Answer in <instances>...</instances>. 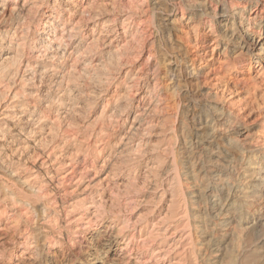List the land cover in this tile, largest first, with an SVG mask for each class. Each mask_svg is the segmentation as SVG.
Returning <instances> with one entry per match:
<instances>
[{
    "label": "bare ground",
    "instance_id": "obj_1",
    "mask_svg": "<svg viewBox=\"0 0 264 264\" xmlns=\"http://www.w3.org/2000/svg\"><path fill=\"white\" fill-rule=\"evenodd\" d=\"M98 109L108 121L83 135ZM126 184L156 217H124ZM257 229L264 0H0V240L16 264L35 230L48 256L90 264H263Z\"/></svg>",
    "mask_w": 264,
    "mask_h": 264
},
{
    "label": "rangeland",
    "instance_id": "obj_2",
    "mask_svg": "<svg viewBox=\"0 0 264 264\" xmlns=\"http://www.w3.org/2000/svg\"><path fill=\"white\" fill-rule=\"evenodd\" d=\"M155 1H157V2H164V0H155ZM166 40V38H164V39H161L158 43H157V45H156V48H158V51L160 50V52H163V51H165V52H167V53H171V52H174L172 49H170L171 48V46L170 45H168V43H167V41L166 42H163V41H165ZM161 43H164V44H161ZM159 45V46H158ZM163 48H164V50H163ZM98 111V112H97ZM96 111V113L94 114V115H96V116H92V118H91V120H92V122L94 123L93 125L92 124H90L89 125V123L91 122V120H90V122L89 123H87V129H82V133H83V135H85L86 136V134H87V136L91 133V131L92 130H95V129H98L101 125H103L102 123H105L106 124V122L108 121V119L105 117L104 119H100L99 117H97L98 116V113H99V109ZM117 114H115L113 117H111V119H115L116 118V120H118V117L116 116ZM95 117V118H94ZM104 121V122H103ZM101 123V124H100ZM99 124H100V126H99ZM89 130H90V132H89ZM158 140V138H155V137H153V141L154 142H156ZM135 167V168H134ZM136 165H133L132 166V168H131V170H136ZM134 170V171H135ZM126 187H122L121 188V191H123L122 193H124V195L126 194L127 196H129V197H134V199H135V202L138 204H136L135 202L128 208V210H126L124 213L122 212V214L123 215H125L124 217H128V215H130V216H132V221H134V220H136V221H138L140 224H143L145 221H147L148 219H150L151 217H156V214L154 213H152V211H154V204H156V202L157 201H155L154 199H152V197L150 196V195H148V194H146L145 192H144V190L140 187L139 189H135L136 191H134V193L132 192L134 189H132L130 186H128L127 184L125 185ZM124 188V189H123ZM131 191V192H130ZM140 193V194H139ZM146 195V196H145ZM147 197V198H146ZM140 199V200H139ZM137 200V201H136ZM119 201H121V199H119ZM143 201V202H142ZM148 201V202H147ZM139 202V203H138ZM150 202V203H149ZM114 203V204H113ZM118 203V202H117ZM119 204V203H118ZM118 204H116V202H112V203H109L106 207H105V209H104V214H109V213H118V211H120V207H119V205ZM115 205V206H114ZM109 206V207H108ZM133 206V207H132ZM116 212H115V211ZM138 210V211H137ZM121 212V211H120ZM136 217V218H135ZM129 231V230H128ZM127 231V232H128ZM35 232H37V233H35L36 234V239H37V241H38V246H37V248L36 249H34V250H32L33 251V257H32V259H28V260H25V262L23 263V264H90V257L87 255V253L84 251L85 249H83V250H81L80 252H78V253H72V252H70L71 251V249H69V248H71V247H69V246H62V247H60L61 248V250L60 249H58L57 250V255L56 256H48L47 254H46V250H44V248L40 245V241L42 240V233H41V231H36L35 230ZM37 235H39V236H37ZM262 238V239H264V230H261V229H257V231H256V233H255V239H254V244L252 245V247H258L257 249H259V252H260V254L261 255H263L264 254V244H262V243H260L259 245H258V242H259V238ZM9 238V239H8ZM10 238H12L10 235L9 236H7V237H5L4 238V240H0L1 242H0V264H16V261H17V259L16 258H14L15 256L14 255H16L17 254V249H16V242L14 241H12V239H10ZM97 237L94 235L92 238H91V240H88V243H89V246H88V249H87V251L90 249L91 250V252H93V250H100L102 247V245H101V243L99 244V241H98V239H96ZM8 240H10V241H8ZM96 240L98 241L97 243H96ZM3 241V242H2ZM8 241V242H7ZM91 243H90V242ZM9 242H11L10 244H9ZM13 242V243H12ZM4 244H5V246H4ZM13 244H14V246H13ZM7 245H8V247H7ZM10 245V246H9ZM94 245V246H93ZM100 245V246H99ZM263 247H262V246ZM42 248H41V247ZM91 246V247H90ZM11 247V248H10ZM64 247V248H63ZM66 247V248H65ZM98 247V248H97ZM101 247V248H100ZM263 249H262V248ZM9 248H10V250H11V252H13V253H10V250H9ZM94 248V249H93ZM97 248V249H96ZM100 248V249H99ZM43 249V250H42ZM247 249H249V248H246V250ZM37 250V251H36ZM60 250V251H59ZM40 251V252H39ZM66 251H67V253H66ZM242 251V250H241ZM63 252V253H62ZM46 254V255H45ZM60 254V255H59ZM79 254V255H78ZM82 254V255H81ZM11 255V256H10ZM7 256V257H6ZM44 256V257H43ZM46 256V257H45ZM9 257H10V259H9ZM11 257H12V259H11ZM62 257V258H61ZM8 260H7V259ZM70 258V259H69ZM73 258V259H72ZM84 258V259H83ZM16 259V260H15ZM46 259V260H45ZM10 260V261H9ZM35 260V261H34ZM88 261V263L86 262V261ZM4 261V262H3ZM30 261H32V262H30ZM34 261V262H33ZM3 262V263H2ZM7 262H9V263H7ZM86 262V263H85ZM97 262V264H100V259H98V261H96ZM264 264V263H263Z\"/></svg>",
    "mask_w": 264,
    "mask_h": 264
}]
</instances>
